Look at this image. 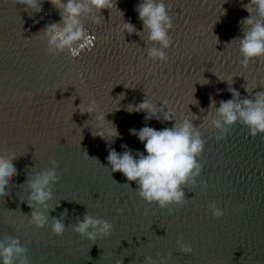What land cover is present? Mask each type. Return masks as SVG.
I'll return each instance as SVG.
<instances>
[{"label":"water","instance_id":"obj_1","mask_svg":"<svg viewBox=\"0 0 264 264\" xmlns=\"http://www.w3.org/2000/svg\"><path fill=\"white\" fill-rule=\"evenodd\" d=\"M38 2L42 11L0 0V155L18 171L0 199V240L19 239L29 264H264V133L253 137L237 121L218 141L211 123L220 118V101L234 98L230 87L237 102L264 92V58L244 67L239 41L232 42L243 36L240 21L249 13L242 5L250 0H163L172 19L167 61L148 57L159 45L138 18L142 0H113L111 10L95 13L99 24L82 15L91 43L75 56L67 49L48 53L44 30L61 16L47 0ZM124 22L142 34H128ZM145 99L157 107L166 101L173 120H145L146 112L128 110ZM92 100L97 111L82 115L79 106ZM102 113L103 126L114 125L119 137L93 136ZM184 119L205 141L203 169L184 188L183 206L161 208L112 172L107 156L111 149L122 154V145L144 151L131 129L163 130ZM52 161L59 178L52 199L30 208L27 182ZM213 203L222 217L212 215ZM33 210L48 216L43 228L29 224ZM85 214L111 223L110 235L90 241L76 233ZM55 219L65 224L61 236L52 232Z\"/></svg>","mask_w":264,"mask_h":264},{"label":"clouds","instance_id":"obj_2","mask_svg":"<svg viewBox=\"0 0 264 264\" xmlns=\"http://www.w3.org/2000/svg\"><path fill=\"white\" fill-rule=\"evenodd\" d=\"M47 2L58 9L61 16L59 23H52L44 30L48 41V53L57 54L67 49L73 56L78 51H82L83 46L91 43L80 17L87 15L93 23L99 24L100 18L95 13L103 9L111 10L115 6L113 0H47ZM17 3L24 5L25 10L32 8L35 11H42L38 0H17ZM242 6L249 16L240 21L243 26L242 38L237 37L232 42L239 41V51L243 57L242 65L247 67L250 61L264 58V0H250ZM135 10L139 14L138 18L143 24V29L147 31V39L152 44L159 45L149 48L148 57L152 60L167 61L168 56L164 49H168L172 44L169 36L172 19L168 15L165 3L163 0H142ZM122 27L128 34L133 32L142 34L130 22H124ZM228 90L234 98L220 101V106L216 109L220 118L211 122L212 126L221 133L216 139L218 141L224 139L229 128L237 121L246 125L253 137L264 133V92H257L254 100L244 99L237 102L235 98L239 93L231 87ZM121 97L123 98V94ZM166 104L165 101L162 107H157L145 99L128 110L146 112L145 120L155 118L164 123L173 120L171 114L165 111ZM214 105L213 100L212 106ZM97 108V102L92 100L87 106L82 103L79 111L82 115L92 114ZM161 116H163L162 120ZM96 119L101 126L93 136L106 140L119 137L120 134L114 125L103 126L105 121L103 113L97 115ZM130 132L144 144V151L134 153L127 145H122L125 149L122 154L111 149L107 161L111 165L112 172H120L127 181L135 182L138 195L148 203H157L161 208L170 205L183 206L186 202L184 188L188 184H195L196 177L203 169V164L198 158L204 151L205 141L201 138L198 128L190 120L184 119L180 122L176 121L172 127H165L163 130L144 126L139 130L131 129ZM52 163L54 165L52 168L37 173L34 179L27 182L31 190L28 199L30 208H33L34 204L46 206L52 199L51 186L59 179L56 161ZM17 175L18 171L13 160L0 155V199H4L9 194V190L13 187L11 182ZM209 207L215 218L224 215L215 203ZM66 215L67 210L62 213V217ZM28 222L30 225L43 228L48 223V216L42 211L33 210ZM73 230L81 236H86L88 240L95 241L98 234L101 237L110 235L113 225L104 219H96L85 214L83 220L74 225ZM64 231L65 224L62 219H55L52 223V232L61 236ZM178 244L185 254L192 253L193 249L190 245L182 241H178ZM26 253L27 249L21 246L19 239L6 237L0 240L2 264H29ZM17 258L21 259L18 261ZM146 259L149 262L151 260L150 257Z\"/></svg>","mask_w":264,"mask_h":264}]
</instances>
